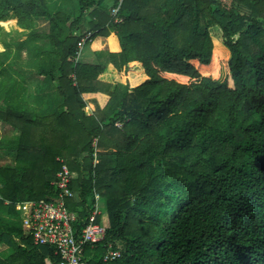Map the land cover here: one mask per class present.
<instances>
[{
	"label": "trees",
	"instance_id": "16d2710c",
	"mask_svg": "<svg viewBox=\"0 0 264 264\" xmlns=\"http://www.w3.org/2000/svg\"><path fill=\"white\" fill-rule=\"evenodd\" d=\"M115 1L0 0V30L21 31L14 13L27 30L0 41V85L25 51L54 93L41 112L0 109V264L60 260L15 203L55 198L63 163L70 210L85 221L104 201L87 264H264V0H123L120 22ZM211 27L229 51L219 78ZM86 30L107 37L105 61L72 59Z\"/></svg>",
	"mask_w": 264,
	"mask_h": 264
},
{
	"label": "built area",
	"instance_id": "2783aa9c",
	"mask_svg": "<svg viewBox=\"0 0 264 264\" xmlns=\"http://www.w3.org/2000/svg\"><path fill=\"white\" fill-rule=\"evenodd\" d=\"M123 0H116L110 7V14L114 22H120L119 14ZM93 30H86L77 41V51L72 57L77 60L84 46L91 41ZM115 124L121 125L120 121ZM76 172L63 163L51 183L57 189L53 199L21 200L15 203L22 226L28 232L35 244H47L53 247L54 254L61 258L57 264H87L83 255L86 244L91 247L102 240L105 235V226L96 220L101 213L100 195L94 193V203L89 210L85 221L74 210H70L66 199L72 197L71 180ZM82 209V207H80ZM80 221V222H79ZM120 250L108 247L102 256L103 261L117 258Z\"/></svg>",
	"mask_w": 264,
	"mask_h": 264
},
{
	"label": "crops",
	"instance_id": "0c3cea01",
	"mask_svg": "<svg viewBox=\"0 0 264 264\" xmlns=\"http://www.w3.org/2000/svg\"><path fill=\"white\" fill-rule=\"evenodd\" d=\"M14 15L15 25L18 29H21V31H14L9 34L4 31L1 26L0 41L13 42L26 38L27 30L17 25V16L15 13ZM88 44L90 49L94 51H103L105 47H107V37L96 35ZM20 58H22L21 61H23L24 58L26 61V54L20 55L18 59ZM18 65L20 68L15 65V70L10 71L9 69L10 75L15 79V84L7 86L0 85V109L9 104L17 108H28L35 111L34 113H37L49 107H53V102L50 104L46 103V100L50 99V95H54L53 90L52 88L46 87L40 83L42 75L38 74L36 71L30 70L26 63ZM87 107L93 109L94 104L92 102H88ZM1 155L8 158V154H6V152H1Z\"/></svg>",
	"mask_w": 264,
	"mask_h": 264
},
{
	"label": "rangeland",
	"instance_id": "374dc122",
	"mask_svg": "<svg viewBox=\"0 0 264 264\" xmlns=\"http://www.w3.org/2000/svg\"><path fill=\"white\" fill-rule=\"evenodd\" d=\"M38 28L39 29H44L46 28L45 23L43 22L42 19H40L37 22ZM212 41H213V58H214V62H213V66L212 68L208 71L209 74H211L214 78H219L222 75L223 72V66L224 64L227 62L228 58H229V51L228 49L225 47V45L223 44V39H222V35H221V30L218 27H211L209 29ZM107 46V45H106ZM107 47H105V49L103 50V52L101 53V59L102 61H105V54L103 55L104 51L106 50ZM85 49V50H84ZM92 50L90 49L89 44H87L84 48H83V53L85 51H89ZM16 49L14 48V53H15ZM94 51V50H92ZM23 53H21V55L26 54L25 51H22ZM22 58L18 59V57H13L12 61L14 62L13 65L11 67H9L10 71L15 70L16 67H19L18 64H24L26 63L25 58L23 61H21ZM20 68V67H19ZM99 202L101 203V205L104 204V201L100 198ZM104 211V209H103ZM0 250H6L4 246H0Z\"/></svg>",
	"mask_w": 264,
	"mask_h": 264
}]
</instances>
